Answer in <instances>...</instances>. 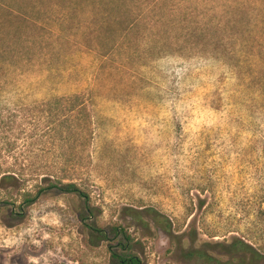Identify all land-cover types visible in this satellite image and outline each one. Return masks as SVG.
Here are the masks:
<instances>
[{"label":"rangeland","instance_id":"obj_1","mask_svg":"<svg viewBox=\"0 0 264 264\" xmlns=\"http://www.w3.org/2000/svg\"><path fill=\"white\" fill-rule=\"evenodd\" d=\"M0 3V264L264 256V0Z\"/></svg>","mask_w":264,"mask_h":264},{"label":"trees","instance_id":"obj_2","mask_svg":"<svg viewBox=\"0 0 264 264\" xmlns=\"http://www.w3.org/2000/svg\"><path fill=\"white\" fill-rule=\"evenodd\" d=\"M1 8H5L2 3H0ZM70 104L72 105L71 109H79V107H82V103L79 102L78 100H74V98H69L68 100ZM52 104H56L57 106L63 105L64 102L62 100H54L53 102H50ZM59 104V105H58ZM10 177H7L9 179ZM51 190H56L61 193H66V194H76L81 197H85L87 199V196H83L82 193H80L79 189L74 183H60L59 185H49L46 188H38L35 193H28L24 195V202L26 205H31L35 201L38 200V198L50 192ZM137 220L140 218L137 217ZM231 251V259L228 261H220V260H215V264H264V256L260 255L252 250L251 247L248 245H245L242 242H235L229 247ZM115 264H139V261L135 259L134 256L132 255H127L123 257V255H119L117 253H114L112 255ZM199 258L205 260V256L202 254L198 255ZM211 262V261H210Z\"/></svg>","mask_w":264,"mask_h":264}]
</instances>
